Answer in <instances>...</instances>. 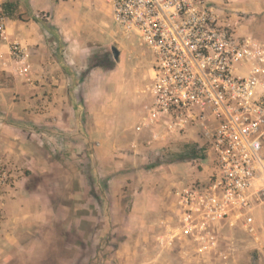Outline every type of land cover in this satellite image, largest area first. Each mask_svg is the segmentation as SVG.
Returning a JSON list of instances; mask_svg holds the SVG:
<instances>
[{
    "label": "rangeland",
    "instance_id": "obj_1",
    "mask_svg": "<svg viewBox=\"0 0 264 264\" xmlns=\"http://www.w3.org/2000/svg\"><path fill=\"white\" fill-rule=\"evenodd\" d=\"M217 1L219 14L240 34L264 39V0ZM0 7L9 20L42 25L56 65L52 80L38 78L32 90L13 93L19 117L38 124L28 145L43 164L15 174L0 163L8 175L0 221L14 188L18 198L41 194L56 221L25 220L18 228L25 247L6 264H122L133 255L141 264L155 262L158 252L172 261L180 251L200 264H264V206L254 232L225 228L218 252L203 254L186 239H173L178 193L206 177L212 161L191 155L203 145L199 138L151 121L154 55L114 21L104 1L0 0ZM5 83L12 85V78L5 76ZM27 101L36 104L33 112L23 107ZM53 123L66 132V152ZM39 125L52 134L48 142L39 139Z\"/></svg>",
    "mask_w": 264,
    "mask_h": 264
},
{
    "label": "built area",
    "instance_id": "obj_2",
    "mask_svg": "<svg viewBox=\"0 0 264 264\" xmlns=\"http://www.w3.org/2000/svg\"><path fill=\"white\" fill-rule=\"evenodd\" d=\"M101 1L154 55L151 121L199 138L200 158L212 161L206 177L178 193L173 239L212 254L225 228L254 232L264 206V39L240 34L217 0ZM8 21L0 7V54L6 45L22 62L25 49L10 39ZM7 176L0 164V191Z\"/></svg>",
    "mask_w": 264,
    "mask_h": 264
},
{
    "label": "crops",
    "instance_id": "obj_3",
    "mask_svg": "<svg viewBox=\"0 0 264 264\" xmlns=\"http://www.w3.org/2000/svg\"><path fill=\"white\" fill-rule=\"evenodd\" d=\"M42 30V25L36 19L35 21L32 20L30 25L25 21L10 19L7 29L10 39L24 47L26 58L22 62L18 61L10 55L6 45L0 54V163L5 164L15 174L22 171L23 168H28L34 172L33 168H38L41 163L43 164V160L38 158L35 150L28 145L29 133H35L38 130V124L33 121V118L19 117L20 103L15 102L13 98L14 92L19 93L26 90L28 92L35 88L36 86L32 85V82L36 79L52 80L56 75L54 73L56 65L52 64L50 58L51 43ZM5 76L12 78V85L3 84ZM63 88L64 85L60 84L59 90ZM22 105L25 108L28 106L27 110L32 112L36 106L30 101ZM48 124L52 123L46 125ZM53 124L52 126L56 128L59 134L56 140L62 143L63 149L65 148L64 152H66L67 144L64 139L67 136L63 137L66 132L62 129L60 131L56 123ZM62 124L61 122L60 125L62 126ZM39 127L43 129L41 130L43 135L40 134L39 139L49 141L47 138L52 135L49 129H44L46 127L44 125H39ZM24 132L27 134L24 135ZM47 166L49 167V165ZM47 170L50 171L51 169ZM19 193L20 191L15 188L10 191L3 220L0 221V264L11 261L14 252L17 253V251L24 249L19 227L24 224L25 220L32 218L33 221L41 225H51L56 221L57 215L54 213L50 202H46L41 194L30 192V194L18 198ZM125 248L127 247H123V251H121L124 255H121L122 257H125L126 254ZM134 250H131L132 255L133 253L136 254V249L134 248ZM159 254V252L155 253V262L148 260L141 264H200L193 260V256L187 258L185 255L187 253L183 251L172 253L176 256V258H172V261L166 260L170 258L169 255L162 254L159 256ZM134 257L135 255L132 256V261H124L122 264H139L133 261ZM141 258H143L142 253ZM151 258L152 256L149 257V259Z\"/></svg>",
    "mask_w": 264,
    "mask_h": 264
},
{
    "label": "trees",
    "instance_id": "obj_4",
    "mask_svg": "<svg viewBox=\"0 0 264 264\" xmlns=\"http://www.w3.org/2000/svg\"><path fill=\"white\" fill-rule=\"evenodd\" d=\"M200 150H201V149L198 148L197 151H196V150L191 151V155H192L193 157H198V156H199V151H200Z\"/></svg>",
    "mask_w": 264,
    "mask_h": 264
},
{
    "label": "water",
    "instance_id": "obj_5",
    "mask_svg": "<svg viewBox=\"0 0 264 264\" xmlns=\"http://www.w3.org/2000/svg\"><path fill=\"white\" fill-rule=\"evenodd\" d=\"M113 52H114V56H115L116 58H118V57H119V51L117 50V48H114V49H113Z\"/></svg>",
    "mask_w": 264,
    "mask_h": 264
}]
</instances>
